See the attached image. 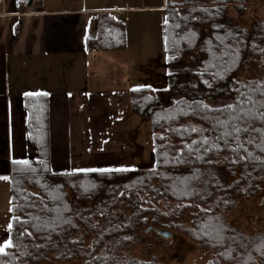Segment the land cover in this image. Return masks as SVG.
<instances>
[{
	"label": "trees",
	"instance_id": "1",
	"mask_svg": "<svg viewBox=\"0 0 264 264\" xmlns=\"http://www.w3.org/2000/svg\"><path fill=\"white\" fill-rule=\"evenodd\" d=\"M16 1L20 14L44 2ZM251 2L166 0L167 87L130 93L151 125L150 170L54 174L48 96L25 97L38 157L11 166V246L0 264H161L122 255L149 228L187 235L213 253L209 264H264V233L226 222L264 194V21L244 30L228 18ZM95 23L88 53L128 49L125 22L102 13Z\"/></svg>",
	"mask_w": 264,
	"mask_h": 264
},
{
	"label": "crops",
	"instance_id": "2",
	"mask_svg": "<svg viewBox=\"0 0 264 264\" xmlns=\"http://www.w3.org/2000/svg\"><path fill=\"white\" fill-rule=\"evenodd\" d=\"M57 1L61 3L56 4ZM165 10L166 0L142 7L128 0H110L108 4L101 0H44L40 7L33 4L20 14L16 0H0V246L10 242L11 166L38 157L27 128L26 96H48V140L54 174L137 169L112 164L117 155L125 159L131 152L135 153L133 149L106 152L88 147L81 139V131L89 130V120L83 118L91 108L104 107L96 110L92 118L93 130L101 128L102 119L98 114L107 106L100 93L112 91L98 84L102 78L112 83L121 82L119 86L129 97L131 111V91L148 88L134 87L138 72L143 73L139 75L141 78L157 69L166 74L167 82L168 72L162 71L167 65L163 33ZM102 13L120 16L122 22L129 24L137 15L153 14L155 17L156 14V26L145 29L144 44L138 47L144 60L154 65L142 67L141 61L132 58L129 43L125 51L88 53V36L95 31V22ZM154 45L157 47L153 48ZM114 53H124L123 59L128 62L117 65L116 61V72L106 66L107 57H111L106 55ZM157 58L160 59L159 67ZM133 64L138 67H132ZM102 66L106 67L100 73L98 70Z\"/></svg>",
	"mask_w": 264,
	"mask_h": 264
},
{
	"label": "rangeland",
	"instance_id": "3",
	"mask_svg": "<svg viewBox=\"0 0 264 264\" xmlns=\"http://www.w3.org/2000/svg\"><path fill=\"white\" fill-rule=\"evenodd\" d=\"M109 2L110 0H101L103 4H108ZM204 2L211 4L215 0H204ZM59 3L61 1L56 2V4ZM128 3L142 7L156 5L158 0H128ZM152 16L153 14L137 15L132 20V23H126L128 43L132 47V58H137L136 60L141 61L143 63L142 67L146 65L145 68L151 67L154 62L144 60L139 48L144 44L143 38L145 34L143 35V33L146 31L145 29H154L156 26L155 20L158 17H156V14H154L155 17ZM228 18L234 24L244 27V30H252L256 22L264 21V0H252L245 15H240L234 8H230ZM130 28H132V31ZM152 47L155 48L157 46L154 45ZM106 56H111L107 57L106 66H111L114 72H116V66L114 65L116 61L117 65H122V63L127 65L126 63H128L123 59L124 53H114ZM127 57L129 58L130 55H127ZM159 61L160 59L156 61L158 62V67ZM106 66H102V69L98 71L100 73L104 72ZM135 66L137 65L133 64L132 67ZM165 69L167 70V65L162 71L166 72ZM154 72L153 74H144L141 78L139 75L143 73L138 72V81H136L137 84H133L134 87H148L154 90L166 88V74L160 71L157 72V69ZM153 75L159 77L152 78ZM139 80L141 81L139 82ZM98 84H102L107 89L112 90L100 93L102 102H106L107 106L105 111L98 114L102 119L100 122L101 128L93 130L92 118L96 110L100 108L103 110L104 107L91 108L83 118L84 120L85 118L89 120V130L87 132L85 129L81 131V134H83L81 139L86 141L88 147L105 150L106 152H122V149H133L135 153L132 154L131 152L125 159H123L122 155H117L113 159L112 164H119L127 169L134 168V166L140 170L152 169L155 166V155L149 121L139 118L134 114V111H131L129 97L125 94L124 89L119 86L121 82L112 83L102 78L100 82L98 81ZM109 103L112 105H109ZM263 199L264 194H261L258 199L252 202H240L233 211L226 214V222H229L234 228L248 236L264 233ZM189 222L190 219L187 220L188 224ZM171 233L172 236L169 239H165L153 230L143 231L142 239L138 241V244L123 252L122 255L127 253L140 261L152 262L156 260L161 264H209L210 260H212L213 253L202 250L187 235L174 230Z\"/></svg>",
	"mask_w": 264,
	"mask_h": 264
},
{
	"label": "water",
	"instance_id": "4",
	"mask_svg": "<svg viewBox=\"0 0 264 264\" xmlns=\"http://www.w3.org/2000/svg\"><path fill=\"white\" fill-rule=\"evenodd\" d=\"M150 230H153L155 231L159 236L165 238V239H169L170 236H172V233L169 232V231H166V230H159V229H152V228H149L148 230H146V232L150 231Z\"/></svg>",
	"mask_w": 264,
	"mask_h": 264
},
{
	"label": "snow or ice",
	"instance_id": "5",
	"mask_svg": "<svg viewBox=\"0 0 264 264\" xmlns=\"http://www.w3.org/2000/svg\"><path fill=\"white\" fill-rule=\"evenodd\" d=\"M9 246H11L10 242L8 244H5L4 246H0V253H2L4 251L5 247H9Z\"/></svg>",
	"mask_w": 264,
	"mask_h": 264
},
{
	"label": "built area",
	"instance_id": "6",
	"mask_svg": "<svg viewBox=\"0 0 264 264\" xmlns=\"http://www.w3.org/2000/svg\"><path fill=\"white\" fill-rule=\"evenodd\" d=\"M117 18H119V16H117Z\"/></svg>",
	"mask_w": 264,
	"mask_h": 264
}]
</instances>
